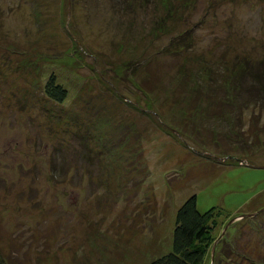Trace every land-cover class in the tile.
<instances>
[{
    "label": "rangeland",
    "instance_id": "1",
    "mask_svg": "<svg viewBox=\"0 0 264 264\" xmlns=\"http://www.w3.org/2000/svg\"><path fill=\"white\" fill-rule=\"evenodd\" d=\"M113 4L0 0L2 256L149 264L197 196L222 211L205 264L220 243L264 257V106L223 79L264 59V0Z\"/></svg>",
    "mask_w": 264,
    "mask_h": 264
},
{
    "label": "trees",
    "instance_id": "2",
    "mask_svg": "<svg viewBox=\"0 0 264 264\" xmlns=\"http://www.w3.org/2000/svg\"><path fill=\"white\" fill-rule=\"evenodd\" d=\"M111 1H113L114 7L116 5H128L129 2V0ZM245 57L248 56L245 55ZM257 60L256 64L249 65L247 59L236 56L227 65L230 68L227 67V74L225 73L226 77H223V79L226 84L229 81V87L236 90L237 98H232V103L237 99L244 100V103L251 99L252 104L261 103L264 106V59ZM222 85L216 84L215 87L225 91L224 84ZM210 87L211 91L216 90L213 82ZM206 90H208L207 87ZM45 93L59 102L64 101L67 97V90L56 80L55 75L47 81ZM221 214L222 211L217 208L201 213L198 210L197 196L190 197L177 212L172 250L149 264H205L209 251L216 242V228L220 223ZM228 247H230V244H218L214 255L216 262L223 264V258H227L228 264H243L244 262H247V264H264V257H254L248 252L241 254L240 250ZM0 264H7L1 252Z\"/></svg>",
    "mask_w": 264,
    "mask_h": 264
},
{
    "label": "water",
    "instance_id": "3",
    "mask_svg": "<svg viewBox=\"0 0 264 264\" xmlns=\"http://www.w3.org/2000/svg\"><path fill=\"white\" fill-rule=\"evenodd\" d=\"M69 13H70V10H69Z\"/></svg>",
    "mask_w": 264,
    "mask_h": 264
}]
</instances>
